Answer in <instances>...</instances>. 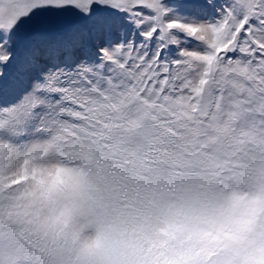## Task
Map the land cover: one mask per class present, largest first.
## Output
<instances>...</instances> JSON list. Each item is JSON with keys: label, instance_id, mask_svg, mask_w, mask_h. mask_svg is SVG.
Instances as JSON below:
<instances>
[{"label": "snow or ice", "instance_id": "snow-or-ice-1", "mask_svg": "<svg viewBox=\"0 0 264 264\" xmlns=\"http://www.w3.org/2000/svg\"><path fill=\"white\" fill-rule=\"evenodd\" d=\"M0 264H264V0H0Z\"/></svg>", "mask_w": 264, "mask_h": 264}]
</instances>
